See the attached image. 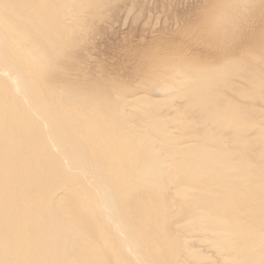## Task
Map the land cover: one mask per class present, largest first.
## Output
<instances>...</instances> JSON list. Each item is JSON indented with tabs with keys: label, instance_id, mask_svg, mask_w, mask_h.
<instances>
[{
	"label": "bare ground",
	"instance_id": "bare-ground-1",
	"mask_svg": "<svg viewBox=\"0 0 264 264\" xmlns=\"http://www.w3.org/2000/svg\"><path fill=\"white\" fill-rule=\"evenodd\" d=\"M149 1L0 0V264H264V0Z\"/></svg>",
	"mask_w": 264,
	"mask_h": 264
},
{
	"label": "rangeland",
	"instance_id": "rangeland-1",
	"mask_svg": "<svg viewBox=\"0 0 264 264\" xmlns=\"http://www.w3.org/2000/svg\"><path fill=\"white\" fill-rule=\"evenodd\" d=\"M127 3H130V2H128V1L127 2H119L118 4L114 5V7L107 14H103V17L110 18L114 23L119 22L120 16L122 14V13H120L119 10L123 9ZM196 4H197V0H150L149 2H144L142 9H143L144 13H150V15H152V16H154V12H155V15H160V17L162 18L161 22H163V19H166L167 21L169 20L168 22L172 23L175 20L180 21L182 19V17H183L182 15L184 14L183 11L185 10V8H188L186 6L191 5L192 7H194L196 9V8H198V6ZM134 6L136 7L137 4L135 3ZM156 12H160V13H156ZM168 22H167V24L165 23V25H164L165 28H167L171 24V23H169V25H168ZM161 26H163V23H160L158 25V27L155 29L156 30L155 33L159 34V33H165V32L169 31L166 29L163 32V29H165V28H162ZM113 30H114L113 32L111 30V32L106 31L103 34L102 32L105 30L101 27H97L94 30V34H92V37H94L98 34H103V35L107 36V37L105 36L106 40L110 39L109 40V42H110L111 40H116L118 37H120L124 33H132V32L136 33V31L133 28H130L128 25L126 27L116 26L115 29H113ZM107 54H110V53H107Z\"/></svg>",
	"mask_w": 264,
	"mask_h": 264
}]
</instances>
